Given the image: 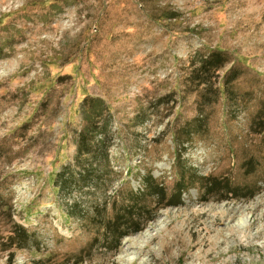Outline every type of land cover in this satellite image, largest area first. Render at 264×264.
<instances>
[{"label": "rangeland", "instance_id": "374dc122", "mask_svg": "<svg viewBox=\"0 0 264 264\" xmlns=\"http://www.w3.org/2000/svg\"><path fill=\"white\" fill-rule=\"evenodd\" d=\"M216 51L221 71L193 64ZM87 97L112 116L110 205L188 181L114 253L59 207L88 192L54 189ZM0 198V264H264V0H0Z\"/></svg>", "mask_w": 264, "mask_h": 264}, {"label": "trees", "instance_id": "16d2710c", "mask_svg": "<svg viewBox=\"0 0 264 264\" xmlns=\"http://www.w3.org/2000/svg\"><path fill=\"white\" fill-rule=\"evenodd\" d=\"M221 51L207 57H194L192 62L196 63L197 69H208L212 73L221 71L225 60L220 57ZM195 55H199L196 53ZM197 58V60H195ZM203 84V83H201ZM217 97H225L226 87L223 83L216 87ZM79 122L74 128L71 145L73 155L70 162L64 165L58 173V182L54 180V189L63 197L73 191L78 194L90 196L91 205L82 207L81 201L74 200L71 203H61L66 218L80 224L86 231H94L96 238L100 241V248L108 252H116L123 238L136 234L150 221L153 220L152 213L157 208L150 210L146 205L149 198L155 199L157 203L166 202L164 207H176L181 204L182 194L187 189V178L185 172H177L178 180L171 191L159 185L151 176L143 179L142 192L128 190V199L121 205L116 206V201L110 205L106 197L112 187L116 173L110 164V148L114 141L112 133V116L105 102L100 98L87 97L83 99L78 109ZM56 175V177H57ZM203 184L207 196L211 194H222L232 198H247L253 194H247L246 189L231 187L227 181L217 182L213 179H198ZM239 190V191H238ZM0 201L1 198H0ZM111 206V208H109ZM19 248H25L29 236L20 228ZM79 256L72 258L71 264H82L84 259ZM32 264H50L47 259H40Z\"/></svg>", "mask_w": 264, "mask_h": 264}]
</instances>
